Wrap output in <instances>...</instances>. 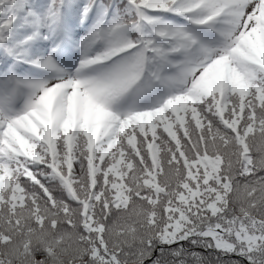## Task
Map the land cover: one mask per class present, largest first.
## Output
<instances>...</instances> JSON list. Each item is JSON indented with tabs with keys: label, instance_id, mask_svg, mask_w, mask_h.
I'll return each instance as SVG.
<instances>
[{
	"label": "snow or ice",
	"instance_id": "1",
	"mask_svg": "<svg viewBox=\"0 0 264 264\" xmlns=\"http://www.w3.org/2000/svg\"><path fill=\"white\" fill-rule=\"evenodd\" d=\"M0 264H264V0H0Z\"/></svg>",
	"mask_w": 264,
	"mask_h": 264
}]
</instances>
